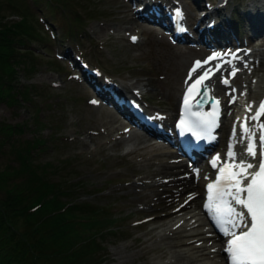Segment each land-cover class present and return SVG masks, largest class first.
<instances>
[{"label": "rangeland", "instance_id": "1", "mask_svg": "<svg viewBox=\"0 0 264 264\" xmlns=\"http://www.w3.org/2000/svg\"><path fill=\"white\" fill-rule=\"evenodd\" d=\"M25 1L36 14L42 29L46 31L44 32L47 34L48 42L43 49L34 44L29 46L28 50L31 49L34 55L40 56V60L37 61L32 76L25 79L18 72L16 78L19 87L35 88L29 94L31 107L25 104L7 107L1 103L0 123L12 126L25 125L27 128L20 135V139L27 140L35 137L44 142L41 145L42 150L35 152L37 157L35 159L41 163L57 166L54 169L58 175L66 171L67 176L72 177L71 184H79L80 188L75 190L73 202H85L104 207L112 213L116 233L114 236L104 233L101 240L96 238L99 248L102 249L95 254L98 261L95 264H211V262H217L216 259L204 261L200 258L194 259L196 253L193 251L188 252L186 248L184 251L183 248L171 247L161 238L167 235L172 227H176L174 229L182 236L186 233L192 234L195 229H207L208 225L203 217L202 225L198 224V221L195 223L196 226L193 223L196 218L200 221L201 214L189 218L187 213H182L170 220L161 218L157 222L138 225V219L148 216L146 212L157 214L155 211L160 205L155 203L156 192L152 193L153 190L157 191V188L165 190L168 195H162L160 202L167 203L168 200L180 194L181 191L178 192L180 187L157 186L160 179L163 182H170L174 178V175L170 174L159 177L154 175L158 171L159 161L155 160L152 154L159 152L160 149L156 148L154 151L151 148L137 149L138 144L130 136L131 132L120 137L106 127L102 114L100 116L97 112L98 107L88 104L89 98L95 99V102L99 100L93 94L95 90L75 65V60H78L86 63L90 69L96 70L100 78L114 81L119 86L138 88L143 101H147L150 106L165 112L166 115H172L175 111L177 95L181 90L180 82L193 63L203 60V55L194 58L190 55L191 50L188 52L187 49L169 45L164 39L159 38L154 29L139 23L134 15L135 6L125 4L123 0H71L72 4L84 7L76 9L77 15L64 17L53 16L42 1H39L37 7L31 0ZM173 1L181 5L188 22H191L193 26L199 15L206 12L203 3L196 6L191 3V0ZM205 1L210 5L216 2V0ZM233 1L236 5L234 6L230 0L228 3L230 10L236 7L239 1L241 4L239 13L242 15L235 11L233 17L235 16L241 24L240 31L244 35L248 34L244 15L248 13V16L250 15L251 19L258 23L264 21V0ZM87 7L92 10H88ZM226 11L228 12L229 9L227 8ZM79 14L83 17L89 16L90 19L83 22L82 17H78ZM216 14L217 12L213 13L215 18L221 19L219 22L222 27L228 28L224 22L227 14L224 13L223 17L221 12ZM10 19L13 18H6V20ZM49 30L54 38L49 36ZM213 35L215 33L212 32ZM219 35L220 33L218 38ZM261 36L262 39L256 37L253 44L248 42L246 46L251 49L249 53L255 50L253 54L257 56L253 57L258 60L257 63H264V32ZM132 37L136 38L134 42H130ZM48 61L58 65L61 71H52V68L46 65ZM254 74L256 79L251 82L254 90L258 91L256 94H264V70L261 68V71ZM254 74L251 75L248 72L243 76L249 81ZM236 76L235 80H231L232 85L237 84L235 89L241 83L240 76ZM77 81L83 86L80 87ZM252 93L253 97H258ZM257 97L245 100L244 103L251 108L253 102L259 99ZM99 104V107L108 112L105 105L100 101ZM239 110H241L240 106L236 107L235 112ZM229 118L232 119L231 116ZM35 121L41 128H33ZM65 158L71 160L60 162ZM174 159L177 161L175 157ZM244 161H251V158L248 157ZM187 175L190 176L189 171ZM144 176L145 182L140 183L139 179ZM62 177L65 176L62 175ZM51 180L54 181L55 178L51 177ZM200 181L201 178L198 179V183ZM200 184H197L196 189L202 192ZM150 185L154 187H149ZM194 193L192 189L186 196H192ZM186 201L187 198H184V202ZM173 235L175 234H171L170 237ZM187 253H190L191 259H188ZM176 254L183 255V258H177Z\"/></svg>", "mask_w": 264, "mask_h": 264}, {"label": "trees", "instance_id": "2", "mask_svg": "<svg viewBox=\"0 0 264 264\" xmlns=\"http://www.w3.org/2000/svg\"><path fill=\"white\" fill-rule=\"evenodd\" d=\"M31 1L35 7L44 2L59 17L77 15L76 9L84 7L71 0ZM47 42V34L25 0H0V104L31 107L29 94L35 88L19 87L16 78L20 72L28 79L40 60L29 46L43 49ZM46 65L52 71L60 68L50 61ZM33 125L41 128L36 121ZM26 128L0 123V264L97 263L95 254L102 248L96 238L116 233L112 213L73 202L79 184L72 185L66 171L62 177L54 169L57 166L35 159L44 142L35 137L20 139Z\"/></svg>", "mask_w": 264, "mask_h": 264}, {"label": "snow or ice", "instance_id": "3", "mask_svg": "<svg viewBox=\"0 0 264 264\" xmlns=\"http://www.w3.org/2000/svg\"><path fill=\"white\" fill-rule=\"evenodd\" d=\"M179 15L180 13L177 12V16ZM132 39L135 41L136 38L132 37ZM209 59H212V57ZM200 66L201 62L197 61L192 72H195ZM211 71V69L205 71L194 84L189 85L185 94L186 108L190 107L188 93H191L197 85L204 88L203 92L197 89V94L204 97L208 95L203 82ZM234 74L235 69H233ZM189 78H191V72ZM261 114H264V102L260 104L259 110L253 119H258ZM209 116L214 118L215 112L209 113ZM206 123L210 127L214 123V119ZM195 128L203 130L204 125L196 122ZM260 140L262 146H264V135H261ZM247 153L253 158L257 155L252 142L247 145ZM228 156L230 159H235V154L231 150H229ZM212 164L213 167L216 166V159L212 161ZM233 167L239 169V171H232ZM226 168L229 169L227 174H225ZM253 168L252 163H241L234 166L226 164L219 169L220 175L217 177L216 183L208 185L209 203L205 204V208L210 211L214 209L215 222L222 234L228 238L224 249L228 256V264H264V151L260 153L258 170L249 173V170ZM248 175L251 178L245 185L241 177L247 179ZM233 204L239 205L240 210L234 207Z\"/></svg>", "mask_w": 264, "mask_h": 264}, {"label": "bare ground", "instance_id": "4", "mask_svg": "<svg viewBox=\"0 0 264 264\" xmlns=\"http://www.w3.org/2000/svg\"><path fill=\"white\" fill-rule=\"evenodd\" d=\"M158 2H159V0H145V3L143 5V9H146L147 8V3H149L150 9L151 8H154V7H158L159 6V3ZM154 11L155 12H158L156 10H154ZM135 14H137V13H135ZM257 16H259V15H257ZM262 18H263V16H262ZM150 19H152L153 21H156L152 17ZM252 22L255 24L253 29L256 30L254 36L251 37V40H250V43L253 44L254 43V39L256 37L261 38V39L263 38L261 36V34L263 33V30L261 31L259 29V26L261 25V23H258L257 21H254V20H252ZM214 27H215V25H214ZM207 33L212 36V32H208L207 31ZM220 35H221V33H220ZM254 51L255 50L253 49V51L251 53H245V55H244V51L243 50H240V53H239L241 55L240 60L237 61V62H235V60H231L229 62V64H228V66H230V67L232 66L229 71H231V70H233L235 68H242L243 71H247V70L251 69V67H252V69L249 71V73H251L253 71L252 74H254L256 72L261 71V68L264 70V66H262V65H264V63L260 62L258 64H255L257 59L256 58H253V56L255 57L257 55L253 54ZM257 53H259V52H257ZM190 55L193 56L194 58H199L201 56L198 53V51H196V52L190 51ZM244 61L246 62V65H244ZM215 64H217V63H215ZM221 69L222 70H220V72H222L224 70V67H222ZM257 69H258V71H257ZM245 73L246 72H244V74ZM224 76H225V74H224ZM182 82L183 81H181L180 83L182 84ZM206 85L209 86L212 89V91H215V90L221 91V87L222 86H220V84H218L217 83V80H215V79L206 81ZM117 87H119V86H117ZM120 88H123V87H120ZM135 89H137V88H135ZM231 97H233V93L232 92H231L230 97H228L226 99V101H225L226 103H224V105L222 104L223 105V108H224V109L222 108V110H221L222 112H224L226 110H229V109H225V108H226V104H227L228 99L231 98ZM99 106H100V104H99ZM99 106L97 108V112L100 114V116L102 114V118L105 121L106 127L112 133H115V134H117V136H120L121 137L124 134H126V133L129 132L128 129L124 125H122L121 123L118 122V119H116L113 115L110 114L111 112L109 113V111L107 112V111H105L104 109H102ZM231 117H232V114H231ZM241 121L242 122H245L246 120L244 121V119L242 118ZM251 122H248V124H250ZM217 125H219V124H217ZM221 129H222V132L225 135L224 137L226 138V135L228 134L227 133L228 132V126L226 124L223 126V124H222V128ZM130 136L133 138V140L135 142H137V144H138L137 145V149H150L151 148L152 151H154L156 148L157 149H160L159 152H156V153H153L152 154L155 157V160L157 159L159 161L158 162V165L159 166H157L158 167V171H157V173H154V175L159 177L160 175L170 174V175H174V178L170 182H163L160 179L159 180L160 182L157 183V186L158 187H160V186H163V187H168V186H171V187H180V190L178 192L181 191L180 194H178L176 198H173L172 200L170 199V200H168L167 203H165V201L164 202H160V199H162L160 197L162 195H165V194L168 195V193H166L165 190H159L158 188H157V191H154V190L152 191V189H151L152 193L156 192L155 193V197H154V199L156 200L155 203L158 204V205H160V206H158V208L155 211V213L157 212V214L148 213V212L145 211L147 213V215L150 217L149 220L152 221V222H157V221L161 220V218H163V219L164 218H167V220H170V219H172V217H176V215H178V214L180 215V213L182 215V213L186 212L188 209H191V211L193 212L197 208V211H198V209L200 207V203L198 201L199 200V193H198V190L196 189L197 184L195 182L191 181L190 178H189V176L186 175V172H187L186 166L183 163H180L179 161H174L175 160L174 159L175 155L173 154V152L171 150H168L167 148H162V147H160L158 145H155V143H152L151 137H148V138H146V137H140V136H137L134 133H132V135H130ZM241 149L242 148H240V150H239V145H236V144L234 145V148L232 149V152L234 153V151L238 150V152L236 151V153H234L236 159H238V155H239V153H241ZM131 153L133 154V152H131ZM239 159H240V157H239ZM240 163H242V162H240ZM177 175H179V176H177ZM144 178H145V176L143 178H140L139 179V182L140 183H144L145 180H146ZM147 180H149V179H147ZM164 183H166L165 186H164ZM149 187H154V186L153 185H150ZM143 188H144V186H143ZM146 189H148V188H146ZM192 189H194V191H195L194 195L187 197L186 195L188 194V192H191ZM184 198H187V201L186 202H184ZM162 204H164V205H162ZM193 216L194 215H192V217ZM138 221H140V220L138 219ZM196 221H197V219L195 221H193L194 224L196 223ZM199 222H201V221H198V224H199ZM194 224L192 223V225H194ZM201 225H202V223H201ZM179 230H182V229H179ZM171 234H175V235H173L172 237H170ZM167 235H169V236H167ZM167 235H164V237L161 236V238L164 239V240H166L170 244L169 246L174 247V248H178V249H182L183 248L184 251H185V248H186V249H188V252L189 251L190 252L193 251L194 253H196L194 259L195 258H200V260H203V261L204 260H208V259H210V260L216 259L217 262H215V263H212L211 262V264H223V253H222V250L220 249V246H219L221 244L220 243V240H219V237L216 236L217 238H213L214 236L211 235L210 233H208L206 230H204V229L203 230L195 229V231H193L192 234H187L186 233V235L184 234L182 236V235H180V233L176 229H170V230H168ZM173 250H175V249H173ZM149 252H150V250H149ZM189 254H188V259H191V257H190L191 255H189ZM177 255H178L177 258H179V257L180 258H183V255L181 256L179 254H176V256Z\"/></svg>", "mask_w": 264, "mask_h": 264}]
</instances>
